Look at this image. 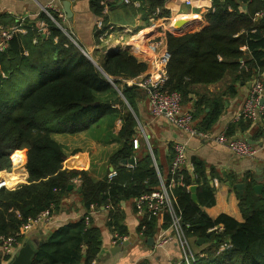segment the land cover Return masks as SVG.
<instances>
[{
	"label": "trees",
	"instance_id": "16d2710c",
	"mask_svg": "<svg viewBox=\"0 0 264 264\" xmlns=\"http://www.w3.org/2000/svg\"><path fill=\"white\" fill-rule=\"evenodd\" d=\"M165 1L142 0L141 9L148 17H168ZM103 7L102 0H92L97 15L103 16ZM50 12L63 25L62 16ZM258 12L263 16L255 18ZM202 18L200 26L183 34L165 33L170 59L164 90L179 92L182 105L193 102L195 128L207 132L222 115L224 98L191 95L196 86L221 82L230 72L235 75L228 94L235 96L237 81L253 80L264 73V0H213ZM41 21L47 25V34L41 31ZM25 27L27 34L14 36L0 51V172L9 171L14 156L24 152L29 175L26 183L0 191V235H16L30 218L45 210L57 213L71 192L69 187L78 186L85 214L48 233L33 264H93L103 241L102 229L90 215L91 205L107 208L108 226L125 237L129 231L123 202L133 200L138 213L136 200L160 189L159 165L141 140L138 149L133 144L139 134V104L147 94L123 81L145 73L148 64L124 48L108 52L96 64L44 11L26 19ZM101 33H97L98 39ZM109 115L122 119L118 132L122 145L111 156L116 175L95 180L82 168H65L64 147L52 134L82 132ZM251 125L252 120L240 117L226 135L236 136L238 130ZM131 157L136 159L134 167L123 163ZM15 163L22 164L23 158L16 156ZM206 168L203 161L194 159V171L180 170L177 179L182 177L184 185L174 188L186 234L209 244L204 256L193 264H264V180L258 195L255 175H244L246 188L244 194H238L243 221L228 214L212 218L204 209L216 203L215 186ZM170 180L171 172L166 182ZM193 185H198L197 203L190 190ZM143 207L145 214L140 215L137 232L146 225L142 236L149 240L160 228V213L150 212L146 204ZM164 212L166 228L171 219ZM225 242L232 247L219 254Z\"/></svg>",
	"mask_w": 264,
	"mask_h": 264
},
{
	"label": "crops",
	"instance_id": "0c3cea01",
	"mask_svg": "<svg viewBox=\"0 0 264 264\" xmlns=\"http://www.w3.org/2000/svg\"><path fill=\"white\" fill-rule=\"evenodd\" d=\"M64 1H70L72 19H69L66 13ZM137 1L141 3L140 6L127 4L123 0H102L104 7L103 16H101L93 10L92 0H0V26L7 25L6 27H10L22 18L28 19L37 16L43 12L45 6L50 5L54 10L66 14V18L63 19V26L72 33L74 38L71 37V39L85 54L97 56L100 60L110 51L118 48L128 49L138 59L147 62L146 74L153 70L152 62L159 50V48L151 49L149 47L150 41L155 37H162L163 33L161 29L151 30L149 28L153 16L148 17L146 12L141 9L142 0ZM164 5L170 12L168 18L171 20L167 21V17L164 16L161 18V22L166 25L171 23L175 27L181 21L188 22L189 25L184 30L180 32L171 31L175 34H183L202 24V14L212 8L213 0H193L191 6L186 5L184 0H166ZM105 7L108 8L107 13H104ZM42 23L45 22H40V28ZM41 31H43L42 28ZM99 32L102 33L98 39L97 33ZM102 34L103 39H101ZM35 40L37 42V39H34V43H36ZM164 40L167 47L166 38ZM234 75L229 72L221 82L208 86L198 85L191 95L192 98L202 97V95L222 96L224 98L225 109L222 115L211 130L203 131L208 137L190 136L189 133L172 125L165 118L155 117L149 109L148 98L139 104V127L145 133L147 150L152 154L156 165H159V175L165 181L170 172L173 157L172 147L176 143H185L187 146V164L183 169L193 172L194 159L203 161L207 167L208 177L215 186L216 203L211 207H205V211L212 218H217L221 214H228L238 221H243L244 217L238 198L240 193L236 184H246L243 180L246 173H253L256 178L259 177L260 180H264V135L257 136L259 132L264 131V116H260L252 122L249 129L238 130L236 136H233L245 138L248 141L252 140L251 144L258 150L256 157H239L229 147L216 141L218 136L226 134L231 124L240 119L238 115L242 111L251 89L249 84H252V80H239L235 84L237 94L235 96L228 94V86L232 83ZM115 106L119 108L118 104ZM183 107L195 111L193 102H188ZM195 124L194 121V126ZM121 126L122 119L120 117L109 115L82 132L73 134L53 133L52 137L64 147L66 153L64 167L82 168L95 180L109 176L111 172L115 171L111 163V156L122 145L118 139ZM138 138L139 140L142 139L140 134H138ZM148 145L151 146L150 150ZM16 156H21L23 163L9 171H2L0 174L3 177L6 173L10 175L9 177L5 175L6 179L18 180L19 186L27 182L29 175L26 169V153L20 152ZM222 176H229L230 178L221 180ZM231 180L234 181L233 184ZM196 186L198 188V185ZM70 190L71 192L62 202L60 210L53 214L52 220L33 226L29 230L28 237L44 239L52 230L71 221H76L85 214L86 209L78 192V186ZM123 206L126 214L125 223L129 231L124 240L115 238L117 232L113 233L108 226L107 208H96L90 213L94 224L102 229L103 243L99 255L100 264H172L180 259L181 250L176 241L158 247L155 238L154 243H150L137 232L140 216L135 211L133 200L124 202ZM164 215L165 212L160 213V228L157 235L161 229L165 228L163 227ZM124 241L129 243L123 245L120 250L115 249ZM197 241L198 239H193V248L197 253H203L209 244L204 242L198 244Z\"/></svg>",
	"mask_w": 264,
	"mask_h": 264
},
{
	"label": "built area",
	"instance_id": "2783aa9c",
	"mask_svg": "<svg viewBox=\"0 0 264 264\" xmlns=\"http://www.w3.org/2000/svg\"><path fill=\"white\" fill-rule=\"evenodd\" d=\"M123 1L127 4H133L135 6H140L141 4L137 0ZM184 3L191 6L193 5V0H184ZM43 11L46 12L50 18L62 28V25L53 17L50 11L60 13L62 18L65 19L66 14L64 12L61 13L56 9L54 10L50 5L45 6ZM107 11L108 8L105 7L104 13H107ZM159 12V9H157L156 13ZM262 14L263 13L258 12L256 14V18L262 17ZM166 20L170 21L171 18L167 17ZM25 22L26 18H22L10 27L0 26V51L5 49L6 43L14 36L28 33V29L25 27ZM41 28L44 32H48L46 31L48 28L45 23H42ZM149 28L151 30L161 29L163 33L162 37H155V39H152L149 44V47L153 50L159 48L157 56L152 62L153 70L146 74L143 73L136 78L123 79V81L130 86L137 85L146 92L149 109L155 117L165 118L172 125L189 133L190 136H200L203 138L208 137L206 133L195 128L194 110L185 109L183 107L181 94L179 92H168L164 90L165 83L168 79L167 66L170 59V54L165 46L164 38L167 31H175L176 27L171 23L166 25L162 23L161 19L158 17H153ZM101 36V39H103V34ZM25 54H28V52L26 51ZM108 79L114 86H116L112 78L108 77ZM238 116L239 118L243 117L245 119H250L252 122L256 121L260 116H264V73L252 80L251 89L246 97L243 109ZM216 141L229 147L230 150L239 157H256L258 154L257 148L245 138L229 137L226 134H221L216 138ZM133 144L135 149L140 147V140L138 137L134 138ZM149 147L151 149L150 145ZM174 153L175 154L170 166V182H166L159 175L161 179L160 189L136 200L138 214L139 216L141 214H145L143 204H146L150 212L161 213L167 211L170 215L171 223L167 228L159 231L158 235L155 237L156 245L161 247L172 241H176L181 250V257L177 262L179 264H193L199 261L204 256V253H197L194 250L193 245L190 242V237L186 234L185 228L187 224H185L182 219L181 211L177 203V197L174 193V188L177 184L184 185L182 177L178 180L177 176H179L180 170H182L187 164L186 144L176 143L174 145ZM15 157L16 156H14L12 168L19 166L15 163ZM128 166L134 167L135 165ZM115 175L116 171H113L109 174V177L113 178ZM74 181L79 183V179H75ZM12 183L14 185L10 184L5 177H1L0 174V191L4 188L15 189L18 187V180ZM94 209H96V205H91V212ZM52 216L53 214L50 209L45 210L36 218H30L24 225H22L20 231L16 235L10 237L0 235V248L3 260L7 261L11 258L16 249L20 246L21 241L28 235L29 230H31L33 226L43 222H50L52 220ZM145 229L146 225H143L141 232L139 233L141 236L143 235V231H145ZM214 229H217V227ZM115 238L120 240L126 239V237H121L118 233H116ZM231 247V243L225 242L220 246L218 253L220 254Z\"/></svg>",
	"mask_w": 264,
	"mask_h": 264
},
{
	"label": "water",
	"instance_id": "95a60500",
	"mask_svg": "<svg viewBox=\"0 0 264 264\" xmlns=\"http://www.w3.org/2000/svg\"><path fill=\"white\" fill-rule=\"evenodd\" d=\"M64 6H65V10H66V13H67L69 19H72V12L70 10V1H64ZM188 25H189V23L185 22V21H181V23H177L176 32H180V31L184 30L186 27H188ZM86 56L89 58V55L87 53H86ZM90 59H91V57H90ZM249 85L251 86V84H249ZM262 102H263V100H262ZM249 142L252 143L253 141L249 140ZM123 163L125 165H135L136 159H135V157H131L129 159L123 160ZM256 181H258L259 183L254 186V189H255V192L259 195L262 193L263 184L260 183L261 180L259 177L256 178ZM245 186H246V184H244V183L236 184V188L240 194L244 193ZM69 189H73V185H71L69 187ZM196 189H197L196 185H193L191 187L192 196H193L195 202L197 203L198 200H197V196H196ZM123 204H124V202H123ZM148 241L150 243H154V238H149ZM203 242H204V239H202V238L198 239V241H197L198 244H202ZM128 243H129L128 241H124L122 245L117 246V248H115V249L120 250L123 245H127ZM43 244H44V239H38V238L26 236L24 238V241L22 242V244L16 249L14 254L7 261H4L2 254H0V264H33L34 259L36 258L37 254L39 252V249L41 248V246ZM93 264H100L99 259L94 261Z\"/></svg>",
	"mask_w": 264,
	"mask_h": 264
},
{
	"label": "rangeland",
	"instance_id": "374dc122",
	"mask_svg": "<svg viewBox=\"0 0 264 264\" xmlns=\"http://www.w3.org/2000/svg\"><path fill=\"white\" fill-rule=\"evenodd\" d=\"M46 13V12H45ZM47 14V13H46ZM159 18V17H158ZM161 18H163V17H160L159 19H161ZM65 26H63L62 25V29L68 34V36L71 38L72 37V33L67 29L66 30V27L64 28ZM61 28V27H60ZM46 34H47V32H45ZM89 57H92V59L98 64V63H100V60H99V58L97 57V56H89ZM99 65V64H98ZM138 130H139V134L141 135V142H143L145 145H146V142H145V138H144V135H145V133L144 132H142V130H141V128L139 127L138 128ZM148 144V143H147ZM148 148H149V145H148ZM149 150H150V148H149ZM16 156V155H15ZM8 176V175H7ZM10 176V175H9ZM3 177H5V175L3 176ZM6 178V177H5ZM91 212V211H90ZM193 237H191L190 238V242H191V244L193 245V247H194V242H193ZM24 241V239L21 241V244H22V242ZM20 244V245H21Z\"/></svg>",
	"mask_w": 264,
	"mask_h": 264
},
{
	"label": "bare ground",
	"instance_id": "6f19581e",
	"mask_svg": "<svg viewBox=\"0 0 264 264\" xmlns=\"http://www.w3.org/2000/svg\"><path fill=\"white\" fill-rule=\"evenodd\" d=\"M187 18H189V17H187ZM4 175L7 176L8 174L4 173ZM4 175H3V176H4ZM7 177H9V175H8ZM17 178H18V177H17ZM7 180L10 182V184H13L12 182H14V180L11 179V178H9V179H7ZM13 185H14V184H13Z\"/></svg>",
	"mask_w": 264,
	"mask_h": 264
}]
</instances>
